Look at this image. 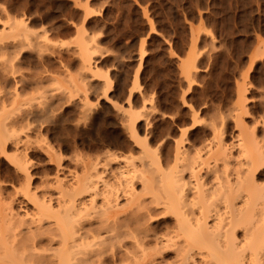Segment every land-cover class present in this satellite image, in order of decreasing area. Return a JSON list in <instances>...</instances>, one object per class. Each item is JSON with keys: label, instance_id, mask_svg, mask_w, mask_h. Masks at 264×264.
<instances>
[{"label": "rangeland", "instance_id": "rangeland-1", "mask_svg": "<svg viewBox=\"0 0 264 264\" xmlns=\"http://www.w3.org/2000/svg\"><path fill=\"white\" fill-rule=\"evenodd\" d=\"M21 20L29 35L12 30ZM80 42L89 46L93 74ZM189 60L194 68L187 75ZM1 104L12 135L0 142L4 220L34 211L24 171L7 158L26 155L33 193L56 192L55 178L81 175L82 162L103 149L139 156L125 125L131 108L136 128L163 161L172 159L180 130L191 128L192 111L204 128L224 117V129L233 132L229 116L243 107L251 113L247 123L264 120V0H0Z\"/></svg>", "mask_w": 264, "mask_h": 264}, {"label": "bare ground", "instance_id": "bare-ground-1", "mask_svg": "<svg viewBox=\"0 0 264 264\" xmlns=\"http://www.w3.org/2000/svg\"><path fill=\"white\" fill-rule=\"evenodd\" d=\"M19 21L12 30L29 35L25 22ZM79 45L85 68L92 71L89 46ZM190 60L183 63L187 75L194 68L195 59ZM131 109L125 125L139 156L103 149L101 157L82 162L81 175L68 181L55 178L56 192L33 193L26 155L7 158L24 171L19 172L25 175L26 197L34 211L1 218L0 264H264V120L253 117L247 123L245 115L251 113L243 107L229 116L233 132L224 129V117L216 120L219 125L213 120L204 128L192 111L191 128L180 130L172 159L163 161L136 128L139 116ZM5 134L12 136L2 120V143ZM41 182L48 185L47 180Z\"/></svg>", "mask_w": 264, "mask_h": 264}]
</instances>
